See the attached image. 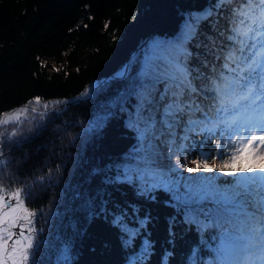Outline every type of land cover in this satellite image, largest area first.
<instances>
[{"label":"snow or ice","instance_id":"snow-or-ice-1","mask_svg":"<svg viewBox=\"0 0 264 264\" xmlns=\"http://www.w3.org/2000/svg\"><path fill=\"white\" fill-rule=\"evenodd\" d=\"M112 35L115 38V32ZM117 79L127 81V87L115 107L126 114L124 126L135 143L119 164L97 172L102 185H127L151 201L158 192L168 195L184 225L198 233L212 232L213 259L207 264H264V0H215L189 13L174 38L148 43ZM91 94L90 85L73 99ZM69 103L68 98L36 95L0 112V165L7 163L5 140L23 136L21 126L34 118L29 113L43 120ZM106 119L107 114L93 120L86 132L99 133ZM200 136L203 139H197ZM206 143L215 145L214 152L203 150ZM191 153L196 155L188 159ZM47 175L51 182L52 169ZM32 187H5L0 177V264H37L43 231L37 217L44 210L26 203ZM108 204L106 192L103 198L89 197L86 218L111 217L126 247L140 238V251L129 264H146L153 248L146 231L151 214L141 216L138 207L115 202L109 210ZM175 226L172 218L170 237ZM199 251L192 250L191 264H197ZM70 252L65 245L58 264H71Z\"/></svg>","mask_w":264,"mask_h":264},{"label":"trees","instance_id":"trees-1","mask_svg":"<svg viewBox=\"0 0 264 264\" xmlns=\"http://www.w3.org/2000/svg\"><path fill=\"white\" fill-rule=\"evenodd\" d=\"M214 2L0 0V112L36 95L55 99L79 94L94 81L122 71L151 41L174 38L189 13ZM106 21H110L107 29ZM204 27L207 29V24ZM99 85L91 96L59 105L43 120L29 113L34 118L31 124L26 120L21 126L23 136L4 142L7 163L0 165L4 186L32 184L26 203L29 208L44 210L37 217V227L43 228L37 264H58L65 245L75 255L71 264H129V259L140 251L141 239L133 247H126L121 231L110 223L111 217L98 214L91 221L86 218L85 201L89 197L96 200L97 195L103 198L105 192L109 210L115 202L138 207L141 216L151 214L146 231L153 248L146 264H191L193 249L200 250L197 264H207L213 259L212 232L198 233L195 227L184 225L182 214L169 203L168 195L158 192L151 201L139 197L127 185L115 189L102 185L97 172H107L119 164L135 138L124 126L126 114L115 107L127 81L113 77ZM106 114L102 130L89 135L86 129L90 123ZM7 127L10 131L12 125ZM29 127L33 131L28 132ZM202 147L208 152L215 149L209 143ZM195 155L189 154L188 159ZM39 176L46 178L40 182ZM96 206L99 208L98 200ZM172 218L176 226L171 229L175 235L170 237Z\"/></svg>","mask_w":264,"mask_h":264},{"label":"water","instance_id":"water-1","mask_svg":"<svg viewBox=\"0 0 264 264\" xmlns=\"http://www.w3.org/2000/svg\"><path fill=\"white\" fill-rule=\"evenodd\" d=\"M113 77H117V73H114V74H110V75H108V76H105V77H103V78H101L100 80H96V81H94L92 84H91V86H92V88H93V91H94V89L96 88V86L98 85V84H101L104 80H107V79H110V78H113ZM78 95V94H77ZM77 95H74V96H71V97H69L68 99H69V101H70V103L69 104H73V103H76V102H78V101H75L73 98H75ZM92 95V94H91ZM91 95H89V96H91ZM89 96H87V97H89ZM86 97H82L80 100H84Z\"/></svg>","mask_w":264,"mask_h":264},{"label":"rangeland","instance_id":"rangeland-1","mask_svg":"<svg viewBox=\"0 0 264 264\" xmlns=\"http://www.w3.org/2000/svg\"><path fill=\"white\" fill-rule=\"evenodd\" d=\"M206 42H207V41H205V43H206ZM202 52H203V51H202ZM203 58H204L203 55H201V59H203ZM208 59L211 60V56H209ZM98 85H99V84H98ZM68 105H69V104H68ZM70 255H71V258H72V260H73V258H74L75 255H74V252H73L72 249H71ZM59 259H61V253L59 254ZM72 260H71V261H72Z\"/></svg>","mask_w":264,"mask_h":264},{"label":"bare ground","instance_id":"bare-ground-1","mask_svg":"<svg viewBox=\"0 0 264 264\" xmlns=\"http://www.w3.org/2000/svg\"><path fill=\"white\" fill-rule=\"evenodd\" d=\"M68 98V97H67Z\"/></svg>","mask_w":264,"mask_h":264}]
</instances>
